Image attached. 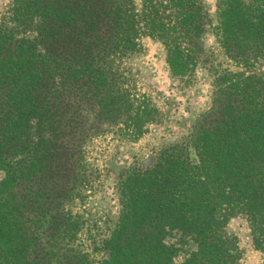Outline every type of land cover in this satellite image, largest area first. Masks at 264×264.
Here are the masks:
<instances>
[{
	"label": "trees",
	"instance_id": "1",
	"mask_svg": "<svg viewBox=\"0 0 264 264\" xmlns=\"http://www.w3.org/2000/svg\"><path fill=\"white\" fill-rule=\"evenodd\" d=\"M216 8L214 23L204 0H10L0 18V264H78L65 206L89 181L85 145L104 133L138 139L158 117L121 65L146 37L184 85L206 69L212 103L189 135L120 174L100 264H241L235 217L264 264V0ZM210 33L241 70L215 60Z\"/></svg>",
	"mask_w": 264,
	"mask_h": 264
},
{
	"label": "rangeland",
	"instance_id": "2",
	"mask_svg": "<svg viewBox=\"0 0 264 264\" xmlns=\"http://www.w3.org/2000/svg\"><path fill=\"white\" fill-rule=\"evenodd\" d=\"M204 1L215 23L217 0ZM9 3L10 0H0V18ZM140 45L142 51L121 65L131 94L144 106L150 104L156 108L158 117L156 122L145 126V133L138 139L130 141L121 139L116 133H104L91 138L85 145L89 181L65 206V212L77 227L67 243L79 254L78 264H100L103 260L100 243L111 235L120 211L117 194L120 174L134 164H149L163 145L189 135L196 119L211 107L213 86L206 69L199 68L193 83L186 86L172 78L162 45L147 37ZM206 45L225 68L241 70L227 60L213 33L206 37ZM257 70L264 73V64ZM3 177L4 173L0 172V181ZM228 230L238 238L241 264L263 263V256L255 249L244 218H233Z\"/></svg>",
	"mask_w": 264,
	"mask_h": 264
}]
</instances>
